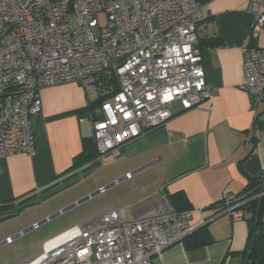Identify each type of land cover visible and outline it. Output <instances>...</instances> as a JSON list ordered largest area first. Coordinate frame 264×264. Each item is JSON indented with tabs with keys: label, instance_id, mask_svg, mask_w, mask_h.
Masks as SVG:
<instances>
[{
	"label": "built area",
	"instance_id": "1",
	"mask_svg": "<svg viewBox=\"0 0 264 264\" xmlns=\"http://www.w3.org/2000/svg\"><path fill=\"white\" fill-rule=\"evenodd\" d=\"M248 9L256 38L264 0H249ZM202 18L195 0H0V159L35 153L32 117L45 87L75 81L91 101L101 100L99 118L91 115L99 159L118 157L123 145L165 124L175 100L190 109L210 98L197 35ZM241 48L242 87L257 108L264 103V48L248 40ZM263 195L229 193L214 208L187 211L164 202L131 219L108 206L39 243L35 254L23 257V248L3 264H162L154 258L167 247L218 216L246 220L247 202ZM221 264L239 263L226 254Z\"/></svg>",
	"mask_w": 264,
	"mask_h": 264
},
{
	"label": "crops",
	"instance_id": "2",
	"mask_svg": "<svg viewBox=\"0 0 264 264\" xmlns=\"http://www.w3.org/2000/svg\"><path fill=\"white\" fill-rule=\"evenodd\" d=\"M195 1L203 16L197 35L211 97L190 109H183L175 100L165 124L122 146L117 163L105 170L91 189H107L109 196L100 210L114 206L125 210L131 219L152 213L164 202L178 211L214 208L227 194L243 192L249 178L264 174L263 131L250 153L256 117L264 111V103L254 108L242 87L241 48L246 40L264 48V30L256 38L251 36L254 16L248 9L249 0ZM40 97L41 110L32 117L35 153H13L0 159V213L14 210L100 160L97 156L66 173L78 154L95 149L90 113L77 111L90 101L85 88L71 81L43 88ZM127 173L132 174L131 179L125 178ZM27 205L23 211L36 204ZM49 213L33 217L31 222L38 223ZM198 218L195 213L194 219ZM206 225L213 242L186 249L183 241H178L154 260L162 264H221L230 254L232 262L240 264L250 235L248 220L234 221L221 215ZM24 226L16 224L0 232V243L15 237L11 233Z\"/></svg>",
	"mask_w": 264,
	"mask_h": 264
},
{
	"label": "rangeland",
	"instance_id": "3",
	"mask_svg": "<svg viewBox=\"0 0 264 264\" xmlns=\"http://www.w3.org/2000/svg\"><path fill=\"white\" fill-rule=\"evenodd\" d=\"M118 159L112 158L111 156L104 157L93 166L87 169H81L77 173L61 180L60 183L38 195V197L15 207V209L20 210L23 205L36 204L33 209L22 210L16 216L2 221L3 223L0 224V232L10 230L16 224L25 225L22 229L11 233L13 236L18 235L21 231L33 226L31 222L33 217L44 212H50L47 216L37 220V222H40L58 213L60 210L77 203L64 212L42 222L37 228H32L20 236H15L14 244L4 243L1 245L0 264L16 255L22 248L28 247V251H26L23 257L35 254L39 249V242L42 239L53 236L100 211L101 206L107 202L109 196L106 193L107 189L105 192H98L93 196H88L99 190V188H96L91 191L99 176L105 170L113 167ZM4 240L6 239H3L1 242H4Z\"/></svg>",
	"mask_w": 264,
	"mask_h": 264
},
{
	"label": "trees",
	"instance_id": "4",
	"mask_svg": "<svg viewBox=\"0 0 264 264\" xmlns=\"http://www.w3.org/2000/svg\"><path fill=\"white\" fill-rule=\"evenodd\" d=\"M100 102V99L96 101L90 100L88 106L78 109L77 111L80 112L85 110L90 113V116L95 115V118H99L96 113L94 114V111L98 107ZM261 115L263 116L262 118ZM256 127L264 132V111L257 115ZM258 139L259 137L257 135L253 137L252 148L250 150V153H252V151L254 150ZM97 156L98 152L96 146L95 149L91 148L83 150L74 158L71 167L68 169V171H66V173L74 171L77 168H80L90 162H93ZM96 163L97 161H94L83 169H87ZM263 181L264 174L260 175L259 177L249 178L245 189L239 194L249 193V195L252 196L255 193H258L259 191L264 189V183H262ZM27 206L29 205H23L21 207L22 209L20 210L15 209L9 210L5 213H0V221L16 216L21 210H23ZM245 208L248 212L246 220H248L250 225V235L247 247L242 252L243 261H241L240 264H264V195L249 200ZM182 241L186 249H192L209 244L214 241V238L212 237L208 226L203 225L202 227H199L195 231L188 234Z\"/></svg>",
	"mask_w": 264,
	"mask_h": 264
},
{
	"label": "water",
	"instance_id": "5",
	"mask_svg": "<svg viewBox=\"0 0 264 264\" xmlns=\"http://www.w3.org/2000/svg\"><path fill=\"white\" fill-rule=\"evenodd\" d=\"M98 192H99V191H97L96 193H98ZM96 193H93V194L89 195L88 197L93 196V195H95ZM79 202H80V201H79ZM79 202H78V203H79ZM76 204H77V203H74L73 205H71V206H69V207H66L65 209L60 210L58 213H56V214H54V215H51V216L47 217V218L44 219L43 221L38 222V224L40 225L42 222H44V221H46V220L52 218L53 216H55V215H57V214H59V213H61V212H64L65 210L71 208L72 206H74V205H76ZM32 228H33V226L29 227L28 229H25V230L21 231V232H20L18 235H16V236H19V235H21V234H24L25 232H27L28 230H30V229H32ZM3 244H4V242H1V243H0V246L3 245Z\"/></svg>",
	"mask_w": 264,
	"mask_h": 264
}]
</instances>
